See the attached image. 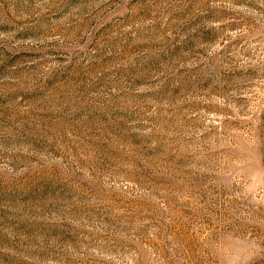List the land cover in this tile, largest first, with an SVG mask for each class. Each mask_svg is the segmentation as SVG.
<instances>
[{
	"label": "rangeland",
	"instance_id": "1",
	"mask_svg": "<svg viewBox=\"0 0 264 264\" xmlns=\"http://www.w3.org/2000/svg\"><path fill=\"white\" fill-rule=\"evenodd\" d=\"M0 264H264V0H0Z\"/></svg>",
	"mask_w": 264,
	"mask_h": 264
}]
</instances>
